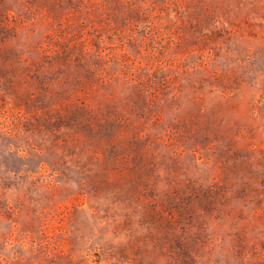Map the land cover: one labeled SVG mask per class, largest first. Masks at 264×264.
I'll return each instance as SVG.
<instances>
[{
    "label": "rangeland",
    "instance_id": "374dc122",
    "mask_svg": "<svg viewBox=\"0 0 264 264\" xmlns=\"http://www.w3.org/2000/svg\"><path fill=\"white\" fill-rule=\"evenodd\" d=\"M0 264H264V0H0Z\"/></svg>",
    "mask_w": 264,
    "mask_h": 264
}]
</instances>
